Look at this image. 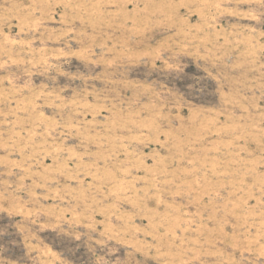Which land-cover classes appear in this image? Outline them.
<instances>
[{"label":"rangeland","instance_id":"374dc122","mask_svg":"<svg viewBox=\"0 0 264 264\" xmlns=\"http://www.w3.org/2000/svg\"><path fill=\"white\" fill-rule=\"evenodd\" d=\"M0 264H264V0H0Z\"/></svg>","mask_w":264,"mask_h":264}]
</instances>
